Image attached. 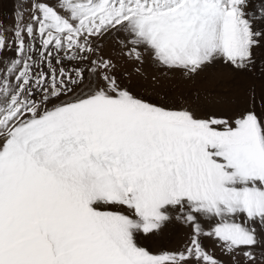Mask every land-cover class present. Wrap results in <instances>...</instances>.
<instances>
[{
  "label": "snow or ice",
  "instance_id": "obj_1",
  "mask_svg": "<svg viewBox=\"0 0 264 264\" xmlns=\"http://www.w3.org/2000/svg\"><path fill=\"white\" fill-rule=\"evenodd\" d=\"M256 49L264 0H18L0 20V264H264V90L198 115L119 71L246 72ZM174 226L184 243L151 251Z\"/></svg>",
  "mask_w": 264,
  "mask_h": 264
},
{
  "label": "rangeland",
  "instance_id": "obj_2",
  "mask_svg": "<svg viewBox=\"0 0 264 264\" xmlns=\"http://www.w3.org/2000/svg\"><path fill=\"white\" fill-rule=\"evenodd\" d=\"M17 2L18 0H0V20H3L5 24L11 23V16ZM20 2L23 3V0ZM6 13L7 16H5ZM254 51L256 62L250 71L236 73L229 68L218 66L215 73L207 76L202 74L194 80L184 79L178 72L165 74L163 70L153 66L149 61H146L142 66V75L134 72L133 63L124 60L119 61V71L130 74V81L125 79L123 82L129 84L130 90L134 94L144 96L153 102L159 103L163 96L174 107H180L183 102L187 101L185 106L195 107L198 115L210 113L233 115L239 101L248 94L250 88L254 87L257 94L264 90V49ZM153 77H156L159 82L157 91L160 95H156L152 91ZM197 93L200 94L201 99L194 104L193 101ZM205 93H211L212 98L220 102L207 103L204 100ZM185 239V229L174 226L160 238L148 241L146 244L153 252L171 251L179 248ZM205 244L212 247L210 241H205ZM217 254L219 255L218 250Z\"/></svg>",
  "mask_w": 264,
  "mask_h": 264
}]
</instances>
